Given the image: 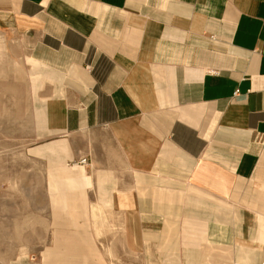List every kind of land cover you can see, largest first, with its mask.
<instances>
[{
  "label": "crops",
  "instance_id": "1",
  "mask_svg": "<svg viewBox=\"0 0 264 264\" xmlns=\"http://www.w3.org/2000/svg\"><path fill=\"white\" fill-rule=\"evenodd\" d=\"M0 32L45 80L54 209L157 264H264V0H0Z\"/></svg>",
  "mask_w": 264,
  "mask_h": 264
},
{
  "label": "rangeland",
  "instance_id": "2",
  "mask_svg": "<svg viewBox=\"0 0 264 264\" xmlns=\"http://www.w3.org/2000/svg\"><path fill=\"white\" fill-rule=\"evenodd\" d=\"M27 57L23 39L0 32V264H99L98 256L101 264H157L140 248L129 252L101 218L86 221L66 216L69 206H52L46 183L56 163L44 149L45 80ZM226 259L213 248L205 250L202 264L231 263Z\"/></svg>",
  "mask_w": 264,
  "mask_h": 264
},
{
  "label": "bare ground",
  "instance_id": "3",
  "mask_svg": "<svg viewBox=\"0 0 264 264\" xmlns=\"http://www.w3.org/2000/svg\"><path fill=\"white\" fill-rule=\"evenodd\" d=\"M60 169L62 170V171H64V172H66V175H70V172L69 171H71L69 168H67V167H60ZM66 175H64V176H66ZM65 198V197H64ZM69 209V211H70V214L72 213V212H74L75 210H72V208L71 207H69L68 208ZM73 209H76V210H78V208L77 207H75V208H73ZM78 212V211H77ZM79 213V212H78ZM68 215V216H71L72 217V215ZM91 214H92V218L93 219H95L96 217H98V216H102V209H99V208H96V209H94V208H92L91 209ZM67 215V214H66Z\"/></svg>",
  "mask_w": 264,
  "mask_h": 264
},
{
  "label": "built area",
  "instance_id": "4",
  "mask_svg": "<svg viewBox=\"0 0 264 264\" xmlns=\"http://www.w3.org/2000/svg\"><path fill=\"white\" fill-rule=\"evenodd\" d=\"M238 90H235V95H237ZM87 162V159L85 157L79 158L75 163H72V165L79 166L83 165Z\"/></svg>",
  "mask_w": 264,
  "mask_h": 264
}]
</instances>
